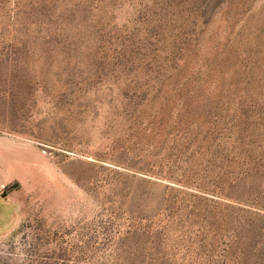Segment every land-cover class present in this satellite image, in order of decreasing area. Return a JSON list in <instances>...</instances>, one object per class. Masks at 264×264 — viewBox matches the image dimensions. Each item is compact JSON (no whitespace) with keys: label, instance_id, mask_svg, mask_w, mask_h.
<instances>
[{"label":"rangeland","instance_id":"374dc122","mask_svg":"<svg viewBox=\"0 0 264 264\" xmlns=\"http://www.w3.org/2000/svg\"><path fill=\"white\" fill-rule=\"evenodd\" d=\"M0 264H264V0H0Z\"/></svg>","mask_w":264,"mask_h":264}]
</instances>
